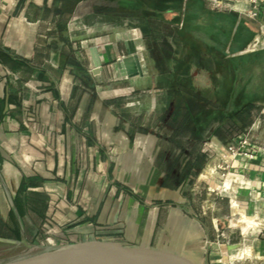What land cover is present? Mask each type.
<instances>
[{"label":"crops","instance_id":"0c3cea01","mask_svg":"<svg viewBox=\"0 0 264 264\" xmlns=\"http://www.w3.org/2000/svg\"><path fill=\"white\" fill-rule=\"evenodd\" d=\"M250 4L0 0L8 239L108 240L195 264H264V33ZM129 52L143 75L118 68ZM243 103L261 111L244 134L247 154L233 155L239 138L223 127ZM193 153L207 156L189 175Z\"/></svg>","mask_w":264,"mask_h":264},{"label":"water","instance_id":"95a60500","mask_svg":"<svg viewBox=\"0 0 264 264\" xmlns=\"http://www.w3.org/2000/svg\"><path fill=\"white\" fill-rule=\"evenodd\" d=\"M95 52V51H93ZM96 67L101 62L95 57ZM136 65V67H135ZM121 70L129 69L130 76H141L138 56L129 52L128 58L118 63ZM1 243L17 241L0 237ZM22 244L31 248L25 240ZM0 264H195L186 257L167 251L125 247L108 240H89L48 248L36 255Z\"/></svg>","mask_w":264,"mask_h":264},{"label":"trees","instance_id":"16d2710c","mask_svg":"<svg viewBox=\"0 0 264 264\" xmlns=\"http://www.w3.org/2000/svg\"><path fill=\"white\" fill-rule=\"evenodd\" d=\"M159 3L160 2H158V7H157L158 11L161 10ZM260 111H261V106H257L254 103H243V104H239L237 106V108L234 111L233 121H231L230 124H227L223 127L226 130L225 132L228 131L231 133L232 132L236 133V136L232 137L230 142L233 141L234 138L238 139L240 136L247 133V130L252 123V117H254ZM179 115H180V111L177 112V117H179ZM223 128H222V130H223ZM194 134H196V131ZM170 141L173 144L174 148L182 149V147L185 146L184 145L185 143L183 142L182 138L173 137ZM193 154L195 155V153H193ZM205 156H207V155H205ZM205 156L201 157V156L196 154L195 155L196 161L194 162V164L189 166V168L186 170V172L189 175H191V173H193L194 168L197 165V163L199 165H200V163L202 164V161H204L203 158ZM182 159H184L183 154L178 155V157L175 160V163L176 162L179 163ZM4 230H5V225L2 222H0V237L12 238L11 234L4 232ZM15 234L16 235L14 236V238L19 240L20 234H18V233H15Z\"/></svg>","mask_w":264,"mask_h":264},{"label":"rangeland","instance_id":"374dc122","mask_svg":"<svg viewBox=\"0 0 264 264\" xmlns=\"http://www.w3.org/2000/svg\"><path fill=\"white\" fill-rule=\"evenodd\" d=\"M196 197V202L199 204V201L201 202L202 198L199 197V199ZM203 197V196H202ZM225 206H223L222 211H225ZM233 221L234 226H239L240 224V217L237 215L235 216ZM241 225V224H240ZM243 228V227H242ZM246 232V231H244ZM48 248H42L40 246H32L31 248H27L24 246L21 242H17L16 244H10V243H1L0 242V263H5L8 261H14L18 259H23L29 256L36 255L44 250H47ZM244 253H241V255L238 258H242Z\"/></svg>","mask_w":264,"mask_h":264},{"label":"built area","instance_id":"2783aa9c","mask_svg":"<svg viewBox=\"0 0 264 264\" xmlns=\"http://www.w3.org/2000/svg\"><path fill=\"white\" fill-rule=\"evenodd\" d=\"M248 14L253 19L261 17V30L264 33V0H251ZM250 147V142L244 135L240 136L237 142V146H231L229 151L235 155L237 153H246V150ZM247 154V153H246ZM63 245V244H62Z\"/></svg>","mask_w":264,"mask_h":264},{"label":"bare ground","instance_id":"6f19581e","mask_svg":"<svg viewBox=\"0 0 264 264\" xmlns=\"http://www.w3.org/2000/svg\"><path fill=\"white\" fill-rule=\"evenodd\" d=\"M239 216L240 217V220H243L241 217L244 216L242 213H237L236 216ZM246 217V216H245Z\"/></svg>","mask_w":264,"mask_h":264}]
</instances>
